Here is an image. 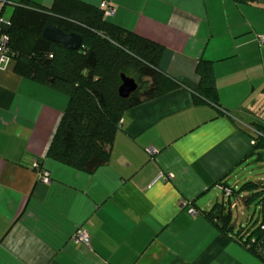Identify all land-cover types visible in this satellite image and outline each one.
Here are the masks:
<instances>
[{
    "label": "crops",
    "instance_id": "1",
    "mask_svg": "<svg viewBox=\"0 0 264 264\" xmlns=\"http://www.w3.org/2000/svg\"><path fill=\"white\" fill-rule=\"evenodd\" d=\"M80 1H108V21L162 45L175 87L128 110L108 163L86 174L46 156L68 98L12 61L0 70V264H264L203 215L257 160L258 127L264 137V0ZM202 61L216 105L194 103Z\"/></svg>",
    "mask_w": 264,
    "mask_h": 264
},
{
    "label": "trees",
    "instance_id": "2",
    "mask_svg": "<svg viewBox=\"0 0 264 264\" xmlns=\"http://www.w3.org/2000/svg\"><path fill=\"white\" fill-rule=\"evenodd\" d=\"M8 8L12 9L7 20L10 25L1 29L0 35L8 39L16 72L68 98L47 158L94 174L108 163L125 113L174 89L172 79L159 70L164 47L111 23L102 7L80 0H54L50 8L30 0H0V18ZM49 25L80 35L81 47L69 50L45 39L43 32ZM197 73L200 84L194 103L218 104L212 63L200 62ZM122 76L134 79L138 85L127 99L119 95ZM258 133L252 155L261 161L264 137L259 127ZM230 190L229 197L203 215L220 233L264 263V182L249 181ZM244 192L252 193L245 205L258 201L259 217L237 226L232 198Z\"/></svg>",
    "mask_w": 264,
    "mask_h": 264
},
{
    "label": "rangeland",
    "instance_id": "3",
    "mask_svg": "<svg viewBox=\"0 0 264 264\" xmlns=\"http://www.w3.org/2000/svg\"><path fill=\"white\" fill-rule=\"evenodd\" d=\"M12 9L8 8L4 15L2 16L4 21H7L10 14H11ZM246 171L241 175L239 179V186L241 187L243 184L251 181L254 183L258 182H264V161L258 162L255 160V157L251 159V162L246 165L245 167ZM225 193L218 192L217 194H214V204L217 202H221L226 199L224 197ZM252 193L250 192H244L242 194V197L240 196H235L232 198V205H235V208L232 210L233 214V220L234 223L239 226V225H247V223L253 219V221H256L259 217L258 214V201L252 202L249 206L245 205L247 197H250Z\"/></svg>",
    "mask_w": 264,
    "mask_h": 264
},
{
    "label": "built area",
    "instance_id": "4",
    "mask_svg": "<svg viewBox=\"0 0 264 264\" xmlns=\"http://www.w3.org/2000/svg\"><path fill=\"white\" fill-rule=\"evenodd\" d=\"M101 7L105 10V17L109 18L115 15L116 10L115 8L107 1L103 2ZM10 23L8 21H4L2 18H0V31L1 29H7L9 27ZM259 42L261 45H264V36L259 37ZM8 39L5 35H0V70L6 69L8 64L11 62V57L9 55V51L7 48ZM254 144V141H253ZM150 154H154L156 151L154 149L149 150ZM40 172V180L43 183H49L51 181L50 174L48 171L41 168L39 165H35ZM169 177H165V175H160L156 181L168 179ZM224 192L226 193V196H229L231 193L230 189H224ZM190 214L195 215L196 212L192 209L189 210ZM89 235L86 231L78 230L76 234L74 235L73 241L77 245H89Z\"/></svg>",
    "mask_w": 264,
    "mask_h": 264
},
{
    "label": "water",
    "instance_id": "5",
    "mask_svg": "<svg viewBox=\"0 0 264 264\" xmlns=\"http://www.w3.org/2000/svg\"><path fill=\"white\" fill-rule=\"evenodd\" d=\"M43 36L50 42L61 44L69 50H78L82 45L80 35L76 33L67 34L54 25H49L44 29ZM123 84L119 89V95L122 98H129L134 93L138 85L134 79L122 76Z\"/></svg>",
    "mask_w": 264,
    "mask_h": 264
},
{
    "label": "bare ground",
    "instance_id": "6",
    "mask_svg": "<svg viewBox=\"0 0 264 264\" xmlns=\"http://www.w3.org/2000/svg\"><path fill=\"white\" fill-rule=\"evenodd\" d=\"M3 18V17H2Z\"/></svg>",
    "mask_w": 264,
    "mask_h": 264
}]
</instances>
